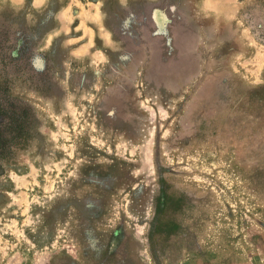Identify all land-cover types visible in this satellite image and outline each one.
I'll use <instances>...</instances> for the list:
<instances>
[{
  "label": "rangeland",
  "instance_id": "obj_1",
  "mask_svg": "<svg viewBox=\"0 0 264 264\" xmlns=\"http://www.w3.org/2000/svg\"><path fill=\"white\" fill-rule=\"evenodd\" d=\"M94 1L0 7V264H264V0Z\"/></svg>",
  "mask_w": 264,
  "mask_h": 264
},
{
  "label": "crops",
  "instance_id": "obj_2",
  "mask_svg": "<svg viewBox=\"0 0 264 264\" xmlns=\"http://www.w3.org/2000/svg\"><path fill=\"white\" fill-rule=\"evenodd\" d=\"M50 0H0V7L12 5L21 7L27 4L33 12H44ZM84 0H58L57 7L51 13L52 25L43 36L44 46L41 50H48L59 42L66 52L72 56L87 55L94 64L103 62L104 54L96 47V38L100 34L102 17L97 2L88 7ZM258 84L259 82H249Z\"/></svg>",
  "mask_w": 264,
  "mask_h": 264
},
{
  "label": "trees",
  "instance_id": "obj_3",
  "mask_svg": "<svg viewBox=\"0 0 264 264\" xmlns=\"http://www.w3.org/2000/svg\"><path fill=\"white\" fill-rule=\"evenodd\" d=\"M6 114V112H4L2 109H1V105H0V116L4 117V115ZM19 128V127H18ZM18 134H19V137H15L14 138V142H16L17 140H19L20 138H22L21 136L24 135V131L23 129H18L17 130ZM5 143V142H2V144ZM7 146H4L2 145V147H0V150H3L4 148L6 149Z\"/></svg>",
  "mask_w": 264,
  "mask_h": 264
}]
</instances>
